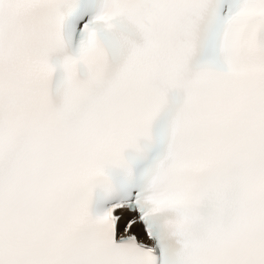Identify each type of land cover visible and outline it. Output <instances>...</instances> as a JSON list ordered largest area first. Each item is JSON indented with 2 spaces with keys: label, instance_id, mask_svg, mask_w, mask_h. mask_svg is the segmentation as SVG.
Returning <instances> with one entry per match:
<instances>
[{
  "label": "snow or ice",
  "instance_id": "6c2138e0",
  "mask_svg": "<svg viewBox=\"0 0 264 264\" xmlns=\"http://www.w3.org/2000/svg\"><path fill=\"white\" fill-rule=\"evenodd\" d=\"M0 264H264V0H0Z\"/></svg>",
  "mask_w": 264,
  "mask_h": 264
}]
</instances>
